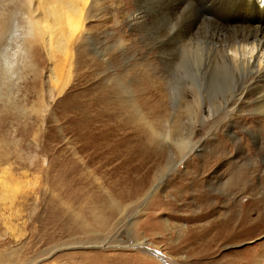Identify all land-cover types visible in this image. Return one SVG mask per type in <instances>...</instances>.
<instances>
[{
	"label": "rangeland",
	"instance_id": "rangeland-1",
	"mask_svg": "<svg viewBox=\"0 0 264 264\" xmlns=\"http://www.w3.org/2000/svg\"><path fill=\"white\" fill-rule=\"evenodd\" d=\"M0 11L9 14L0 35V197H18L0 200V241L9 225L21 234L2 259L264 264V109L252 87L228 114L219 106L224 75L209 61L213 43L184 40L186 13L166 0H96L69 39L60 92L52 74L65 80L69 62L55 39L17 0H0ZM192 40L205 60L190 65L184 48ZM197 103L200 112L183 111ZM242 214L250 225L236 227ZM4 243L11 248L15 237Z\"/></svg>",
	"mask_w": 264,
	"mask_h": 264
},
{
	"label": "bare ground",
	"instance_id": "bare-ground-1",
	"mask_svg": "<svg viewBox=\"0 0 264 264\" xmlns=\"http://www.w3.org/2000/svg\"><path fill=\"white\" fill-rule=\"evenodd\" d=\"M166 1L171 9H175V11L180 10V12L183 11L184 13H186L185 16L186 18L183 16L185 18V25L183 26V34L186 35L184 40L186 38L191 39L192 37L195 36L197 37L201 35L204 38L208 39V42L213 43L211 49L209 48V53H208L210 55L209 61L212 65L219 68L220 70V72L218 71L219 74L224 75L223 76L224 78L222 79L223 84L220 87H218L219 97L218 98L213 97L218 99L219 106L228 114L229 110L233 108V105L230 106L229 102L233 100L240 101L241 99H243L242 98L243 94L250 92L252 87L256 91L255 100H254L255 105L259 109L263 110L264 109V0H227L228 3L225 6L223 5L224 0H166ZM17 2L24 9V12L27 14V16H29L32 20H34L33 19L34 15H33V9L31 8V2L36 3V9H38V14H40L39 19H35L33 21L34 24L36 25V29L41 33L46 32L48 35L52 36L55 39V41L52 40L51 45H54L56 49L62 54V56L66 57L64 59H66V61L69 62V63L67 62L68 63V65H66L67 69L63 73L66 76V79L64 78L65 80L60 81V78L58 77V74L56 72H53L52 74V78L54 82L58 85L57 87L58 91L62 92L61 90H63L64 85L66 84L65 81L67 82L68 80L70 74L69 72L71 68L72 54L70 52L69 39L81 32L85 20L90 18V11L93 9L96 0H17ZM197 3L198 4L202 3L208 14H204L203 12H197L198 11ZM8 6L10 5L7 4L5 8L8 9ZM213 6L215 7L214 9L212 8ZM8 16H9L8 12L0 11L1 36H2L1 31L3 33L5 27L4 20ZM240 16H243V18ZM248 16L251 17L249 18ZM39 20H42L41 24L38 22ZM201 22L210 24L209 26H207V27L211 26V28L209 29V31H207V33L202 32L201 30L198 29V27L202 25L200 24ZM171 33H173V31ZM199 42L201 41L192 40L190 41V46L188 45L184 48V51L186 52L187 55L186 60L188 61V63H190V65L191 63H198L200 60L203 61L205 60V56L202 58V51L205 48L201 49V45H200L201 43ZM184 59L183 58L180 59L178 63L180 64L181 61H184ZM194 65L195 64H193V66ZM28 66L33 69L35 65L32 64V62H30L28 63ZM185 68L186 67H184V70ZM194 73L196 72L194 71ZM216 73L217 70L215 71V74ZM230 76L231 78H229ZM191 89L193 91L192 92L193 96H195L196 99H200L201 101L200 98L201 93L196 89L195 90H193V88ZM174 93L175 92L172 90L173 95ZM177 93L182 98L183 91H177ZM200 108H201V103L199 104L197 103V105L195 106L186 104L185 107L183 108V111L187 113L190 112L198 113L200 112ZM194 115L196 117V114ZM261 137L264 138V122H263V128L261 129ZM208 162L210 163V161ZM258 167L259 165L256 164L252 167V170L257 169ZM240 171H241L240 169H235L232 171L233 178L235 177L237 181H239L240 179L244 180L243 175L245 173ZM2 194L3 195L0 197V200L2 201L5 200L6 198H8V200L11 203L16 202V200H18V197L15 196L16 193L15 195H9L7 192ZM78 194L77 192H74L73 195L78 196ZM90 205L92 206V204ZM95 205H98V203ZM18 209L19 207L16 206L15 210L17 211ZM17 213L15 212V215ZM246 214H242L241 222L240 223L237 222L238 224L236 227L246 226L247 224L250 225V223L248 222L249 220L246 219ZM261 218L264 219V217ZM262 222L259 223L257 222V223L261 224ZM16 226L14 227L10 225L7 226L6 229L9 236L8 235L5 236L2 239V241H0V244H2L6 241V238L8 239V237L10 236L13 238L15 237V241H16V243H14V245L11 248L6 247L5 243L3 248H0V264H16V262H14L10 258L11 256H9L7 259H2L3 254L8 253L9 255H12L11 253L14 251V249L17 248L19 244H21V241L18 240L21 239V234L19 232V229L16 228ZM235 263L236 261L230 262V264H235Z\"/></svg>",
	"mask_w": 264,
	"mask_h": 264
}]
</instances>
